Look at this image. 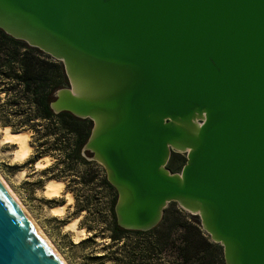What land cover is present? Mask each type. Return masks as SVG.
Segmentation results:
<instances>
[{"label":"water","instance_id":"obj_1","mask_svg":"<svg viewBox=\"0 0 264 264\" xmlns=\"http://www.w3.org/2000/svg\"><path fill=\"white\" fill-rule=\"evenodd\" d=\"M0 29L62 62L50 107L91 121L120 227L176 202L226 264H264V0H0ZM0 264H62L1 182Z\"/></svg>","mask_w":264,"mask_h":264},{"label":"trees","instance_id":"obj_2","mask_svg":"<svg viewBox=\"0 0 264 264\" xmlns=\"http://www.w3.org/2000/svg\"><path fill=\"white\" fill-rule=\"evenodd\" d=\"M67 85L61 61L0 29V124L13 132L28 130L35 134L42 126V145L51 139L50 150L62 152L67 166L73 168L77 163L88 164L82 148L91 121L51 109L55 92ZM87 175L83 182H93L91 171ZM100 184L109 195L107 211L96 209L93 213L97 222L102 221V233L108 234L109 243L103 245L101 255L92 258L107 264H226L223 247L203 230L197 215L170 202L151 229H124L116 222L115 188L105 177ZM92 195H86L81 210L91 211L87 204Z\"/></svg>","mask_w":264,"mask_h":264},{"label":"rangeland","instance_id":"obj_3","mask_svg":"<svg viewBox=\"0 0 264 264\" xmlns=\"http://www.w3.org/2000/svg\"><path fill=\"white\" fill-rule=\"evenodd\" d=\"M3 127L0 124V140L2 138L1 128ZM26 131L29 133V143L32 150L22 163L12 161V154L16 149V145L1 143L0 141L1 176L12 191L15 192L22 205L37 222L67 264H107L92 258L101 255L103 245L109 243L108 234L106 232L102 233L104 230L102 221L97 222L95 213H93V210L96 209L107 211L109 195L100 184L101 180L107 177L105 167L97 160H93L91 158L92 155L82 152L88 164L77 163L73 168H69L62 152L50 150L51 139L45 145H42L45 142L41 138L43 133L42 126L39 127L38 134ZM45 156L51 159L50 164L44 169H36L34 163ZM185 162V153L172 151L166 168L171 173H179ZM22 170H24L23 176L19 173ZM89 171H91L95 179L87 184V182H83V179L84 177L87 179L88 175L86 176V173ZM50 179H61L65 182V188L60 197L47 198L44 196V184ZM65 192L72 194L73 202L66 207L63 215L50 214L49 208L65 202ZM93 192L95 193L93 194ZM95 194H97V199L95 200L98 201L93 199ZM86 195H92L90 197L92 198L91 201L87 204L91 209L90 212L81 210V207L86 205ZM75 218L78 219V228H84L85 231L83 234L85 236H82L76 242L74 233L64 227L67 222Z\"/></svg>","mask_w":264,"mask_h":264},{"label":"bare ground","instance_id":"obj_4","mask_svg":"<svg viewBox=\"0 0 264 264\" xmlns=\"http://www.w3.org/2000/svg\"><path fill=\"white\" fill-rule=\"evenodd\" d=\"M2 131V138L1 143H10L16 145V149L14 150L12 154V161L22 163L25 161V159L29 156L32 147L29 143V133L27 131H19V132H13L9 126L1 128ZM51 162V159L47 156L42 157L38 161L34 163V167L36 169H44L47 165H49ZM20 175H24V170L19 172ZM0 182L3 184L5 189L9 192V194L13 197V199L16 201V203L19 205V207L22 209V211L25 213V215L28 217V219L31 221V223L34 225V227L37 229V231L42 235V237L45 239V241L49 244L51 249L55 252V254L58 256L59 260L62 262V264H67L65 259L62 257V255L59 253V251L55 248V246L51 243V241L47 238V236L44 234L40 226L37 224V222L33 219V217L29 214L27 209L22 205L20 200L18 199L15 192L12 191V189L9 187L7 182L3 179V177L0 174ZM65 182H63L61 179H50L47 180L43 187V194L47 198H55L60 197L63 193V189L65 188ZM65 191V190H64ZM65 202L63 204H60L58 206H53L49 208V213L52 215H63L67 205H70L72 202V194L69 192L64 193ZM78 219L75 218L65 224V229L71 231L74 233V240L75 242L82 238L84 234V228H78Z\"/></svg>","mask_w":264,"mask_h":264},{"label":"crops","instance_id":"obj_5","mask_svg":"<svg viewBox=\"0 0 264 264\" xmlns=\"http://www.w3.org/2000/svg\"><path fill=\"white\" fill-rule=\"evenodd\" d=\"M72 198H73V197H72ZM72 202H73V199H72ZM72 202H71V203H72ZM71 203H70V204H71ZM67 206H68V205H67ZM84 236H85V235H83V237H84Z\"/></svg>","mask_w":264,"mask_h":264}]
</instances>
